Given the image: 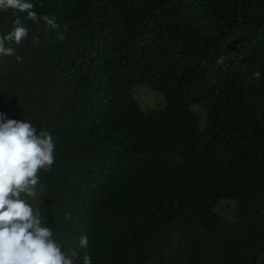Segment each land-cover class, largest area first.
Returning <instances> with one entry per match:
<instances>
[{"label": "trees", "instance_id": "1", "mask_svg": "<svg viewBox=\"0 0 264 264\" xmlns=\"http://www.w3.org/2000/svg\"><path fill=\"white\" fill-rule=\"evenodd\" d=\"M29 2L60 28L18 13L29 33L0 56V113L53 137L29 202L62 250L77 264H264V0ZM141 88L161 102L144 106Z\"/></svg>", "mask_w": 264, "mask_h": 264}, {"label": "clouds", "instance_id": "2", "mask_svg": "<svg viewBox=\"0 0 264 264\" xmlns=\"http://www.w3.org/2000/svg\"><path fill=\"white\" fill-rule=\"evenodd\" d=\"M33 8L29 0H0V11L11 9L16 15L12 29L0 35V56H14L16 49L6 45H21L28 36L29 29L18 13H25V20L33 23L43 20L51 29L60 28L54 17H41ZM56 38L63 41L66 37L58 31ZM217 63H223V57ZM260 75L259 71L253 73L255 79ZM55 149L48 131H38L30 121L6 119L0 113V264H77L76 253L62 250L45 214L29 202L43 192L38 187L39 172L52 167ZM88 243L86 235L79 237L80 248L86 249ZM82 264H92L89 253L83 254Z\"/></svg>", "mask_w": 264, "mask_h": 264}, {"label": "rangeland", "instance_id": "3", "mask_svg": "<svg viewBox=\"0 0 264 264\" xmlns=\"http://www.w3.org/2000/svg\"><path fill=\"white\" fill-rule=\"evenodd\" d=\"M135 96L140 99L141 103L146 107H153L155 104L157 105L161 102L159 96L152 94L143 88L137 89Z\"/></svg>", "mask_w": 264, "mask_h": 264}]
</instances>
